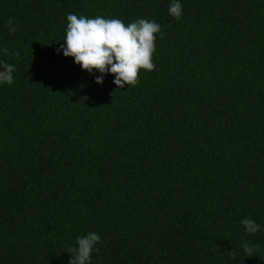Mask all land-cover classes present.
<instances>
[{"label": "trees", "instance_id": "16d2710c", "mask_svg": "<svg viewBox=\"0 0 264 264\" xmlns=\"http://www.w3.org/2000/svg\"><path fill=\"white\" fill-rule=\"evenodd\" d=\"M179 2L0 0V264H264V0ZM68 14L156 21L155 70L97 84Z\"/></svg>", "mask_w": 264, "mask_h": 264}, {"label": "clouds", "instance_id": "9594fccd", "mask_svg": "<svg viewBox=\"0 0 264 264\" xmlns=\"http://www.w3.org/2000/svg\"><path fill=\"white\" fill-rule=\"evenodd\" d=\"M168 11L179 20L182 4L179 0H172ZM6 26L10 34L18 30L12 18ZM160 32L161 26L154 20L141 18L126 24L118 18L68 14L66 36L59 51L65 57L74 59L75 64L89 74L99 72L101 75L95 78L97 84L102 85L104 76L111 73L117 90L124 89L125 85L130 89L138 85L141 71L155 70L156 36ZM2 51L8 53L7 48ZM15 56L18 58L19 52ZM0 66L3 69L0 70V85L11 86L14 83V66L2 61ZM240 223L246 235L261 230V226L251 218H245ZM101 242V237L94 232L77 237L76 246L68 250L72 255L69 264H91L93 251L99 252L95 246ZM241 248L245 255L253 257L254 249L246 241L242 242ZM228 255L235 258V250Z\"/></svg>", "mask_w": 264, "mask_h": 264}]
</instances>
